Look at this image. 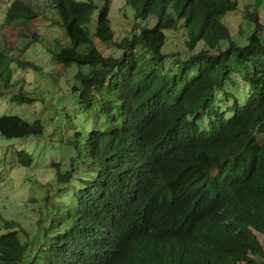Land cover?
I'll use <instances>...</instances> for the list:
<instances>
[{"label": "trees", "instance_id": "trees-1", "mask_svg": "<svg viewBox=\"0 0 264 264\" xmlns=\"http://www.w3.org/2000/svg\"><path fill=\"white\" fill-rule=\"evenodd\" d=\"M33 1L11 0L1 21L37 41ZM114 1H49L68 44L46 52L76 69L69 92L78 116L94 107L97 116L70 141L60 137L84 151L81 171L74 178L72 158L68 171L54 165L59 192L44 199L51 213L39 211L36 236L0 218V264H141L133 255L142 264H255V256L264 264V35L232 40L223 19L238 0H121L132 27L116 41ZM261 6L247 11L240 38L264 28ZM170 32L183 36V55L165 52ZM94 39L119 55L103 54ZM24 67L35 69L0 50V98L11 104L32 103L14 77ZM235 76L247 86L242 96L236 85L224 91ZM214 95L231 102L226 113ZM44 130L40 120L0 115L3 141ZM31 162L16 150L18 167Z\"/></svg>", "mask_w": 264, "mask_h": 264}, {"label": "rangeland", "instance_id": "rangeland-1", "mask_svg": "<svg viewBox=\"0 0 264 264\" xmlns=\"http://www.w3.org/2000/svg\"><path fill=\"white\" fill-rule=\"evenodd\" d=\"M10 1L0 0V50L12 59L31 64L35 69L32 67L14 69L15 79L23 80L21 87L32 99V103L15 105L11 104L7 98L1 97L0 115H17L28 122L40 120L45 130L42 136L30 137L18 142L3 141L0 138V218L13 221L17 224L18 230L24 229V232L29 233V237L33 234L34 237L37 229H41V226L37 224L41 216L39 211L42 210L46 217H49L51 213V207L44 206V199H49L51 203L53 197L56 198V193L59 192L54 165L59 166L60 172L68 171L72 166L70 161L72 158L74 178L80 175L84 151L81 149L75 151L65 143H60L59 139L62 137L63 140L70 141L73 133L81 131L86 121L91 122L92 118L97 116V108L88 110L85 118L78 116L81 108H77V96L69 92V84H73L71 79L76 69H73L74 67L63 69L58 64L52 63L50 54L46 52L47 49L55 50L68 44L63 31L51 22L54 16L49 7L50 0L33 1L39 17L31 21L28 28L37 35V41L29 40L26 36L22 38L20 30L14 29L11 25H3L1 18ZM255 3L256 0H238L237 11L227 14L223 19L232 35V40L238 42L250 40L256 44L257 36L264 35V28L257 30L254 35L251 34L250 28L248 32L245 31L242 34L241 38L239 37L246 29L243 18L247 11H253ZM121 10L126 11L130 16L129 9L123 6L121 0L114 1L109 18L116 41L129 36L132 27L131 21L128 22L125 17L124 20L121 17L119 12ZM256 13L259 19L258 25L264 27V6L257 8ZM94 17L95 15L92 17V24ZM153 22L152 18L148 24L151 25ZM94 43L96 48L105 55H119V52L110 50L108 45H103L95 39ZM165 52H178L180 55L185 53L183 36L180 32L168 34ZM234 83H237V80ZM224 88L232 91L231 86ZM234 92H237V89ZM21 149L26 150L32 157L31 165L28 167H18L15 163L16 150ZM87 167L92 171L91 166ZM70 191V187L61 188V195H68ZM253 259L255 264H262L260 257L255 256Z\"/></svg>", "mask_w": 264, "mask_h": 264}, {"label": "clouds", "instance_id": "clouds-1", "mask_svg": "<svg viewBox=\"0 0 264 264\" xmlns=\"http://www.w3.org/2000/svg\"><path fill=\"white\" fill-rule=\"evenodd\" d=\"M236 80H237V76H235L234 79L232 80L233 85L231 87H232V89H234V87L236 85L237 86V92L233 91L232 93L239 94L240 96H242L243 93H246L245 91H246L247 86L245 84H242L239 80H237V83H234ZM224 91H227V90H224ZM217 96L218 95H214L213 101H215L216 103H219V105H220L219 110H222L223 113H226L228 106L229 107L231 106L230 105L231 102H227L222 98H216ZM228 103H230V104H228ZM133 258H135L138 261V263L142 264V257L140 255H133ZM121 264H128V261L121 260Z\"/></svg>", "mask_w": 264, "mask_h": 264}]
</instances>
